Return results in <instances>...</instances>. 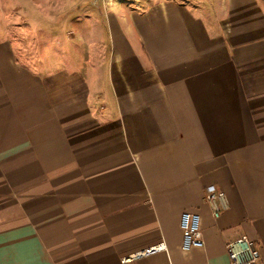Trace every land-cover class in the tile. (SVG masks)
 <instances>
[{
	"label": "crops",
	"instance_id": "obj_1",
	"mask_svg": "<svg viewBox=\"0 0 264 264\" xmlns=\"http://www.w3.org/2000/svg\"><path fill=\"white\" fill-rule=\"evenodd\" d=\"M75 7L35 53L0 30V264H230L243 234L264 264V0Z\"/></svg>",
	"mask_w": 264,
	"mask_h": 264
},
{
	"label": "rangeland",
	"instance_id": "obj_2",
	"mask_svg": "<svg viewBox=\"0 0 264 264\" xmlns=\"http://www.w3.org/2000/svg\"><path fill=\"white\" fill-rule=\"evenodd\" d=\"M63 5L64 0H0V30L7 31L9 36L20 40L23 47L35 53L53 36H61L64 24L82 15L79 8L63 9ZM53 22L62 24L50 34L46 29H52Z\"/></svg>",
	"mask_w": 264,
	"mask_h": 264
},
{
	"label": "built area",
	"instance_id": "obj_3",
	"mask_svg": "<svg viewBox=\"0 0 264 264\" xmlns=\"http://www.w3.org/2000/svg\"><path fill=\"white\" fill-rule=\"evenodd\" d=\"M206 201L210 204L215 218L220 217L228 208L226 193L215 185H210L206 189ZM180 227L182 229V249L191 251L196 248L205 246L204 235L202 231V216L198 212H184L180 218ZM165 244L160 243L142 252L124 258L123 261L135 259L143 254L156 252L159 249H164ZM227 252L230 258V264H258L260 259L259 250L254 245V242L246 234L230 241L227 244ZM207 264V263H199Z\"/></svg>",
	"mask_w": 264,
	"mask_h": 264
}]
</instances>
